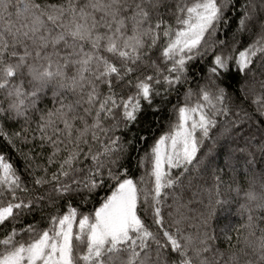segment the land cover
<instances>
[{"label":"snow or ice","instance_id":"1","mask_svg":"<svg viewBox=\"0 0 264 264\" xmlns=\"http://www.w3.org/2000/svg\"><path fill=\"white\" fill-rule=\"evenodd\" d=\"M0 264H264V0H0Z\"/></svg>","mask_w":264,"mask_h":264},{"label":"trees","instance_id":"2","mask_svg":"<svg viewBox=\"0 0 264 264\" xmlns=\"http://www.w3.org/2000/svg\"><path fill=\"white\" fill-rule=\"evenodd\" d=\"M230 83L235 87L236 86V80L235 79H232L231 81H230ZM219 163L221 164V166H223V160L221 159L220 161H219ZM139 173H137V175H138ZM225 179H227V177H225ZM209 180H210V178H209ZM224 212V210L223 209H221V213H223ZM225 215H226V213H225ZM222 222H225V221H223L222 220Z\"/></svg>","mask_w":264,"mask_h":264}]
</instances>
